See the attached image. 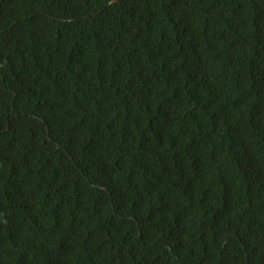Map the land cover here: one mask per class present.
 <instances>
[{"label": "trees", "instance_id": "1", "mask_svg": "<svg viewBox=\"0 0 264 264\" xmlns=\"http://www.w3.org/2000/svg\"><path fill=\"white\" fill-rule=\"evenodd\" d=\"M0 264H264V0H0Z\"/></svg>", "mask_w": 264, "mask_h": 264}]
</instances>
